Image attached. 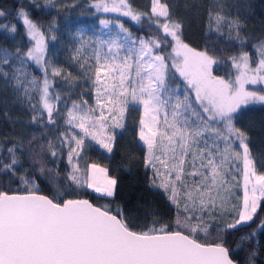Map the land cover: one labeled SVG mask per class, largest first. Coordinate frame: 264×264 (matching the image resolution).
Wrapping results in <instances>:
<instances>
[{"label":"snow or ice","instance_id":"1","mask_svg":"<svg viewBox=\"0 0 264 264\" xmlns=\"http://www.w3.org/2000/svg\"><path fill=\"white\" fill-rule=\"evenodd\" d=\"M62 7L0 8V264H264V151L244 123L264 111L252 0L184 5L202 11L201 46L179 0H90L98 23L75 31ZM138 169L166 211L117 202L118 174Z\"/></svg>","mask_w":264,"mask_h":264},{"label":"trees","instance_id":"2","mask_svg":"<svg viewBox=\"0 0 264 264\" xmlns=\"http://www.w3.org/2000/svg\"><path fill=\"white\" fill-rule=\"evenodd\" d=\"M74 0H57L59 5H64L66 8L62 7L60 9V14L63 16L67 10L68 20L71 22L73 27H82L85 23L90 21H97L96 16L93 15L94 9L90 8V0H78L76 7L73 9L71 7ZM133 5L137 8L144 9L147 4V0H131ZM174 2V0H173ZM205 0H179L181 7L179 8V14L185 16L186 19V28L185 36L195 46H201L203 44V31H204V22L202 11L197 7H192L188 10L184 8V5H200L203 4ZM19 3L27 4L28 0H0V8H5L11 12H15L16 7ZM252 3L255 4V15L248 22L249 31L251 33L259 35L261 31V21L264 20V0H252ZM52 15L55 16L56 12L53 11ZM108 15V14H107ZM35 19L41 20L45 25L51 20V16L45 15L43 13L37 14L34 16ZM9 20L12 19L11 16L8 17ZM126 19V18H122ZM129 26L135 30L136 26L129 21ZM61 29H63V22L61 23ZM21 32L23 29L21 28ZM3 40V36H0V41ZM17 42L20 40L17 38ZM8 43L11 44L12 40L9 39ZM56 49L58 52V60L60 63H64L69 54V49L65 51V45L63 43L56 44ZM68 67V65H65ZM70 71L75 72L74 68H69ZM221 70V74H222ZM3 93H0V109L4 108L3 103ZM245 124L251 123L252 127L249 129L252 135V144L254 145V151L260 152L264 151V111L257 110L248 113L244 120ZM11 131V125L5 122L4 117L0 114V140H3L5 135H8ZM132 131L123 133L119 139L121 146L128 145L132 142ZM93 159L99 160L100 162H107L105 156L99 152L93 153ZM119 153L117 157L113 160V164L118 162ZM122 180V193H124L123 199H118V203H124L125 201L131 199L132 204L130 206H140L141 201H149L156 204V206L161 211H166V206L162 202V198L158 195H154L147 191L146 184L140 183L143 179V169H138L133 171L131 174L121 171L118 174ZM130 189V190H129ZM134 198V199H133ZM165 220L168 219L167 216L164 217Z\"/></svg>","mask_w":264,"mask_h":264},{"label":"rangeland","instance_id":"3","mask_svg":"<svg viewBox=\"0 0 264 264\" xmlns=\"http://www.w3.org/2000/svg\"><path fill=\"white\" fill-rule=\"evenodd\" d=\"M108 15H113V14H108ZM97 23H98V21H96V22L95 21L94 22L93 21H90V22L85 23L82 27H78V28H85L86 29L89 24H97ZM76 28L77 27H73V31H75ZM69 51H70V49H69Z\"/></svg>","mask_w":264,"mask_h":264}]
</instances>
